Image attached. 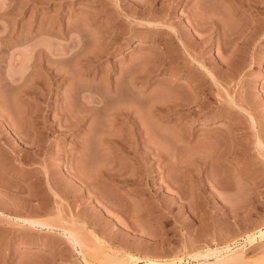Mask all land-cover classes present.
Segmentation results:
<instances>
[{
	"label": "rangeland",
	"instance_id": "1",
	"mask_svg": "<svg viewBox=\"0 0 264 264\" xmlns=\"http://www.w3.org/2000/svg\"><path fill=\"white\" fill-rule=\"evenodd\" d=\"M33 1L0 0V264H264V233L262 232L264 231V156L255 147L253 142L255 138L251 136L253 132L252 128H249L251 125L249 126L248 116V112L254 114L258 133L262 130V135L259 134L262 139L264 137V0L250 2L242 0V4L241 0L237 2L205 0V7H202L205 4L202 3L203 0H198L200 3L197 0ZM134 3L139 5L137 6L139 9L145 7V11L141 9L145 14H149L146 10L148 5L152 6V11L156 13L151 11L152 17L148 14L144 17L141 13L136 14L139 18L141 14V19H144L145 23L141 21L136 24L131 23L123 14L136 12L138 8ZM197 12L199 13L197 15H200L199 20L202 18L205 23L211 22L206 24V28L209 24L212 25L206 31L204 26H200L201 22L199 26L202 30L199 27L194 30L192 26L191 20L197 16L193 14ZM146 21L159 23L160 27L157 26L156 29L160 30L159 32L162 29L165 33L148 31L150 29ZM106 26L109 31H121L126 34L125 36L131 37L108 55L104 54V56L100 53L98 48L101 46H99L95 54L87 50L88 53H92L93 58L88 57L90 55H86V58L84 54L82 57L75 47L77 38L79 40L82 36L80 34L82 29L87 28L84 29L87 36L86 34L83 36L87 40L86 42L84 39L87 47L95 50L93 45L96 40L98 43V39L95 38L101 37L98 33H105ZM169 26L175 29L183 26L185 31L187 29L184 38L189 34L188 48L193 46V49L190 48L192 51H189L200 56L198 58L203 60L209 70L215 71L213 77L194 62L183 66L182 72L178 71L177 74H173V71L158 74L159 72L155 70L152 71L155 73L151 72L147 77L148 73L145 72H150L149 67L156 65L158 53L167 51V54L176 57L178 53L180 56L186 55L185 51H182L183 48H178V45L172 41L173 36L170 34L172 32ZM98 29H101L100 32ZM226 35H229V38ZM203 36L206 42L203 41L205 40ZM157 39L159 41L155 42ZM167 40H170L174 46ZM196 41L198 46L195 45ZM36 43L47 52L46 54L43 51L46 55L41 54L42 52L39 53L40 55L35 54L33 46ZM160 45L165 46L162 48ZM168 49L171 51L169 52ZM84 50L82 52L87 54ZM98 50L101 59L96 55ZM172 51L176 52L171 53ZM75 52L79 53L78 56H73ZM38 56L42 57L40 58L42 65L44 64L42 70L35 62L39 60ZM71 57L70 61H60L61 58ZM96 57L99 58L98 61L100 60L95 62L99 64L98 66H92L94 65L92 61V63L86 62L89 58L95 61ZM133 62L136 63L132 65ZM46 66L49 67L48 70L45 69ZM186 69L191 70L188 73L189 70ZM191 74L196 75L193 77ZM196 76L200 81L195 78ZM20 77H22L21 82L18 80ZM50 78L53 79L50 81ZM189 78H195L190 79L193 81L192 84ZM204 81L207 82L206 85ZM181 86L186 87L187 90ZM115 89L119 90V93ZM227 89L231 96L238 98L236 99L238 104L240 103L245 109L242 110L244 115L239 112L241 109L230 106ZM179 90L181 93H178ZM200 90L203 92L201 93ZM209 91L211 97L207 94ZM115 93L122 96L119 97ZM182 93L187 97H179L183 96ZM204 96L207 101L210 100V103L207 101L202 103L205 104L203 107L208 103V107L203 110L206 111L203 114L205 120L203 115L199 116L200 118L197 115H193L196 118H185L183 115L185 109L190 107L191 110H197V106H202L200 101L205 99ZM101 98H106L104 104L107 103L105 106L109 108L106 113L100 110L99 106L103 104L97 103ZM180 99L184 101L189 99L186 103L182 102L185 103L184 106L188 104L186 108L181 102L176 105V100ZM190 101L193 106L189 104ZM173 105L174 107L182 105L184 112H179L181 108L177 107L178 110L173 109L175 115L171 111ZM230 108L234 111L229 112ZM121 109H129L125 111L129 112L131 122L134 121V127L138 129L135 138L119 132L123 134L121 136L117 131L119 125H116L117 130L109 126L112 115L117 114ZM165 109H170V112ZM159 111L161 114H166H162L166 119H159L162 116ZM228 113L233 115L234 121ZM145 130L148 131L147 135H144ZM113 132L116 136L112 134ZM117 135L120 138L127 136L129 139L127 137L126 139L133 144L131 147L137 145L136 143L142 145L145 140L150 141L152 147L156 148V150L153 148L155 153L158 150L159 154L164 155L161 162L162 156L159 155L157 158L151 155L152 162L150 160V163L145 165L155 164L156 169L151 173L153 178L150 179L151 181L143 178L141 185L139 180L140 186L135 185L137 190L117 187V191L107 189L102 183L103 170L107 168V162L112 156L106 149H109V144ZM224 135H228L226 137L232 141L229 139L230 141L227 142V138L223 139ZM14 136H18L20 140ZM234 136L238 139L236 140ZM210 138L209 142L207 139ZM246 141L250 142L246 143ZM236 142L241 143L237 145ZM226 145L229 149L225 154ZM234 149L237 152L232 151L233 154L230 151ZM216 150L221 155L225 154L223 155L225 158L215 154ZM149 151L146 154H151ZM230 153L233 157L229 156ZM18 154L23 157L18 158ZM121 156L117 155L118 159ZM128 156L131 157L128 161L133 163V151ZM196 156L200 157L196 158V163L204 158L200 162L202 166H199V163L195 165ZM107 158L109 159L106 160ZM120 160L123 158L121 157ZM135 166L137 165H133ZM71 167L74 168L72 169L75 170L74 173H78L76 176L83 175L82 181L85 179L86 181L74 183L77 179L74 177L73 179H76L71 181L73 184L69 188L68 184L67 186L62 182L66 180L65 170ZM104 167L105 169H101ZM127 167L130 172L134 170L131 165ZM46 168L52 177L53 186L50 185L54 190H59L57 196L59 198L53 195L49 184L45 183ZM88 176L92 178L88 179ZM87 181L93 182L97 190L102 185L105 186L104 189L102 186L101 190L106 199L100 198L101 196L97 198L101 199V202L105 200L104 203H107V199L111 201L108 206L102 203L109 208L104 209L107 211L101 212L104 205L97 198L95 202L97 206L101 204L100 207L98 206L99 209L102 208L99 210L95 205L90 206L89 202L95 192L87 194L90 195L89 197L85 194L83 200L78 195L83 193L80 187L82 189L89 184ZM97 184H100L99 188ZM101 190L99 192H102ZM108 190L113 196H109ZM83 204L85 206H82ZM109 204L115 207L110 208ZM69 207L75 208L74 210L82 208V214L78 217L80 224L77 223L76 215L72 213L74 210L70 211ZM61 209L64 210L60 212ZM68 210L72 213V217L70 212H65ZM16 217L45 220L50 224L59 225V228L63 226L68 228L69 225L71 228L73 225L72 229L80 235L83 246L73 245L60 229L29 227L15 221ZM63 223H67L66 226ZM236 243L239 245L233 247L232 244ZM213 251L215 252L212 253ZM226 257H229L227 261L224 260ZM230 257L236 259L232 261Z\"/></svg>",
	"mask_w": 264,
	"mask_h": 264
},
{
	"label": "bare ground",
	"instance_id": "2",
	"mask_svg": "<svg viewBox=\"0 0 264 264\" xmlns=\"http://www.w3.org/2000/svg\"><path fill=\"white\" fill-rule=\"evenodd\" d=\"M34 1H35V0H34ZM34 1H33V2H34ZM197 1H198V0H197ZM220 1H221V0H220ZM231 1H232V0H231ZM234 1L237 2V1H240V0H234ZM248 1L250 2L251 0H248ZM35 2H36V1H35ZM198 2H199V1H198ZM198 2H197V3H198ZM203 2L205 3V0H203L202 3H203ZM222 2H224V0H223ZM222 2H220V3H222ZM136 3H137V2H136ZM136 3H134V4L136 5L135 7L139 6V5L136 4ZM199 3H200V2H199ZM35 4H36V3H35ZM241 4H242V0H241ZM122 5H123V4H122ZM201 5H202V4H201ZM118 6H119V5H118ZM123 6H124V5H123ZM123 6H122V7H123ZM141 6H142V5H141ZM144 6H145V5H144ZM194 6H195V5H194ZM205 6H206V3H205L202 7H205ZM238 6H239V5H238ZM120 7H121V6H120ZM146 7H147V6H146ZM148 7H149V5H148ZM148 7H147L146 10H148L147 12H149V14H148L147 12H146V13L152 17V15L150 14V12L152 11V8H153V7L150 6L151 8L149 7V9H148ZM118 8H119V7H118ZM123 8H124V7H123ZM137 8H138V7H137ZM140 8L143 10L145 7H143V8L140 7ZM164 8H165V7H164ZM164 8H163V9H164ZM198 8H199V7H198ZM198 8H197V9H198ZM120 9H122V8H120ZM134 9H135V8H134ZM141 9L138 8V9L136 10V12H132V11H131V13H130V12H125L123 9H122L121 11L125 12V14H123V16H124L129 22H131V23H135V24H136L137 22L139 23V22L141 21V22L145 23L144 19H143V20L141 19V14L143 15L142 17H144V16L147 15V14H145V12H144L145 9H144L143 12H142ZM163 9H162V10H163ZM194 9H196V7H195ZM125 10H126V9H125ZM162 10H161V11H162ZM164 10H165V9H164ZM202 10H203V9H202ZM139 11H140V12H139ZM119 12H120V11H119ZM152 12H155V11H152ZM152 12H151V13H152ZM139 13H141V14H140V18L137 17V15H136V14H139ZM155 13H156V12H155ZM213 13H214V12H213ZM213 13H212V14H213ZM217 13H218V12H217ZM188 14H189V13H188ZM197 14H199V13L197 12V13H195V14H193V15L196 16ZM148 15H147V16H148ZM154 15H155V14H154ZM154 15H153V16H154ZM202 15H205V14H202ZM215 15H216V14H215ZM147 16H146V17H147ZM206 16H207V15H206ZM210 16H211V15H209V17H210ZM119 17H120V16H119ZM124 17H123V18H124ZM146 17H145V18H146ZM187 17H188V16H187ZM198 17H200V15H197L195 18H192V20H191V21H192V26H194V28H195V29L193 28L194 30L198 29V28H196V27L201 28V27L204 26V27H203V28H205L204 31H206L210 26H212V25L209 24V27L206 28V27H205L206 24L211 23V22H207V23H205L206 21L204 22V21L202 20V18H200V19L203 21V22H202L201 20H199ZM165 18H166V17H165ZM190 18H191V17H189V19H190ZM196 18H197V19H196ZM210 18H211V17H210ZM213 18H215V16H214ZM213 18H212V19H213ZM205 19H206V18H204V20H205ZM212 19H211V20H212ZM218 19H220V18H218ZM167 20H168V19H167ZM193 20H194V21H193ZM208 20H209V19H208ZM191 21H189V22H191ZM215 21H216V18H215ZM218 21H220V20H218ZM179 22H181V21H179ZM200 22L202 23L201 25H200ZM216 22H217V21H216ZM131 23H130V24H131ZM146 23H147V24H146L147 27H149V29H150V30H148V31H151V32H158V33H165V32H162V31H163L162 29H161V32H159L160 30L158 31V30L156 29V27L159 26V25H158L159 23H158V24H155V22L153 23V22H151V21H150V22H149V21H146ZM166 23H167V22L165 21V24H166ZM174 23H175V22H174ZM176 23H177V22H176ZM176 23H175V24H176ZM181 23H182V22H181ZM168 24H169V23H168ZM188 24H189V23H188ZM212 24L214 25L213 22H212ZM215 24H216V23H215ZM106 25H107V24H106ZM160 25H161V24H160ZM169 25H170V24H169ZM199 25H200L201 27H200ZM216 25H217V24H216ZM218 25H219V24H218ZM243 25H244V24H243ZM104 26H105V24H104ZM129 26H131V25H129ZM163 26H166V25H163ZM167 26H168V25H167ZM167 26H166V27H167ZM170 26H172V25H170ZM170 26H169V28H171L170 31L172 32V33H170V34H172V36H173V37L170 36V37H172V41H173L175 44L178 45V48H179V47H182V48H183L182 51L184 50L185 53H186V55L183 56V55L181 54L182 56H180L179 53H178V49H177V48H176V49H177V53H178L177 55L179 56V58H178V56H177V57H176V56H173V54L170 55V54L168 53V54H169V55H168V54L166 53L167 51H166V52H163V51H162L163 53H158V55L156 56V57H157V61H156L157 63H156V65L153 64L154 67H152V65H151V67H149V68H151V69H150L151 71H150V72H145V73H148V75L146 74L147 77L151 74L152 71H155V70L159 72V73L157 72L158 74H160V73H163V74H164V72L166 73L167 71H170V72L173 71V74H174V73L177 74L178 71H181V68H182L183 66L185 67L187 64L190 65L189 63L192 64L193 62L196 63L197 65H199L201 68L207 70L208 73L213 77L215 71L212 72L211 70H209V69L206 67V65L204 64L203 60H202V59L200 60V59L198 58V57H200V56H196L195 54H193V53H191V52L189 51V50L193 49V48H192L193 46L190 47L191 49L188 48V46H190V45L188 44V41H187V40L189 39V37H190V36H188L189 34H188V35L186 34V35H185V38H184V34L186 33L187 29H186V31H185V30L183 29V28H184L183 26L181 27L182 29H181L180 27H179L178 29H175V28L170 27ZM176 26H177V25H176ZM246 26H247V25H246ZM246 26H245V27H246ZM107 27H108V26H106L105 29H106ZM132 27H133V26H132ZM159 27H160V26H159ZM214 27H215V26H214ZM242 27H243V26H242ZM97 28H98V27H97ZM97 28H96V29H97ZM99 28H100V27H99ZM185 28H186V26H185ZM215 28H216V27H215ZM217 28H218V27H217ZM84 29L87 30V28H83V29H82V32L80 33L82 36L79 37V40H78V38H77V41H76V45H75V47L78 48V52L80 53V55L82 56V54H84L83 56H85V57H86V55H90V56H88V57H92V56H91L92 53H88L89 51H87V50H90L91 52L94 53V52L97 50L96 48L99 47V46H101L100 48H98V49H100V53H102L103 55H104V54H105V55H106V54L108 55L109 53L113 52L114 49L118 48L119 45L123 44V43L126 41V39H130V37H131V36H125L126 34L124 35L121 31H118V32H117V31H116V32L109 31V30H108L109 28L106 29V31H105L104 28H103L104 30L102 29L103 31H105V33H104V32H100L101 29H98L99 32H100V33H98V34L101 35V37H100V38H97V37L95 38V39H98V43H97V40H96V41H95V44H97V46L95 47V44H94V45H93V48H94L95 50H93V49H89V48L87 47V44H86L87 40L83 37L85 34H86L85 36H87V32H85L86 30L84 31ZM111 29H112V28H111ZM128 29H129V28H128ZM145 29H146V28H145ZM163 29H164V28H163ZM212 29H213V27H212ZM212 29H211V30H212ZM218 29H219V28H218ZM241 29H242V28H241ZM42 30H43V29H42ZM130 30H133V29L130 28ZM165 30H166V29H165ZM194 30H193V31H194ZM201 30H202V28H201ZM211 30H208V31H211ZM216 30H217V29H216ZM244 30H245V29H244ZM247 30H248V28H247ZM166 31H167V30H166ZM168 31H169V30H168ZM188 31H189V30H188ZM219 31H220V30H219ZM225 31H226V30H225ZM245 31H246V30H245ZM96 32H97V31H96ZM123 32H124V31H123ZM189 32H190V31H189ZM241 32H242V31H241ZM83 33H84V34H83ZM103 33H104V34H103ZM124 33H125V32H124ZM190 33H191V32H190ZM206 33H207V32H206ZM210 33H212V32H210ZM210 33H209V34H210ZM226 33H227V32H226ZM242 33H245V32H242ZM242 33H241V34H242ZM80 34H79V35H80ZM102 34H103V35H102ZM192 34H193V33H192ZM209 34H208V36H209ZM217 34H218V33H217ZM220 34H221V33H220ZM224 34H225V33H224ZM128 35H129V34H128ZM190 35H191V34H190ZM206 35H207V34H206ZM206 35H205V36H206ZM211 35H212V34H211ZM191 36H193V35H191ZM205 36H203V37L205 38ZM226 36H228L227 38H229V35H226ZM98 37H99V36H98ZM186 37H188V38H186ZM210 37H211V36H210ZM234 37H235V36H234ZM156 38H157V37H156ZM207 38H208V37H207ZM211 38H212V37H211ZM232 38H233V37H232ZM235 38L237 39L238 37H235ZM84 39L86 40V42H85ZM162 39H163V38H162ZM233 39H234V38H233ZM1 40H2V39H1ZM164 40H165V39H164ZM195 40H196V39H195ZM228 40H229V39H228ZM230 40H231V39H230ZM234 40H235V39H234ZM99 41H100V42H99ZM158 41H159V40L157 39L155 42H158ZM160 41H162V40L160 39ZM167 41H170V40H167ZM203 41L206 42V38H205V40H203ZM225 41H227V40H225ZM170 42H171V41H170ZM189 42H190V41H189ZM198 42H199V39H198ZM210 42H211V41H210ZM236 42H237V41H235V43H236ZM100 43H101V45H100ZM202 43H203V42H202ZM171 44L174 46V44H173L172 42H171ZM196 44H197V41H196L195 45H196ZM205 44H207V43H205ZM224 44H225V43H224ZM226 44H227V43H226ZM232 44H234V43L232 42ZM168 45H169V44H167V46H168ZM199 45H201L200 42H199ZM160 46H161V45H160ZM163 46H165V45H163ZM163 46H161V47L163 48ZM196 46H198V45H196ZM206 46H207V45H206ZM158 47H159V46H158ZM84 48H85V50H84ZM87 48H88V49H87ZM91 48H92V47H91ZM155 48H156V47H155ZM166 48H168V47H166ZM166 48H164V49L166 50ZM172 48H174V47H172ZM201 48H202V46H201ZM164 49H163V50H164ZM174 49H175V48H174ZM202 49H204V48H202ZM202 49H200V50H202ZM83 50H84V52L87 51V54H86V53H83V52H82ZM168 50H169V52L171 51V49H168ZM232 50H233V49H232ZM0 51H1V50H0ZM33 51L35 52V54H36V53L39 54V53H41V52H42L41 54H43V53H44L43 51H45V50H44V49H41V48H40V45H39L38 43H36V44L33 46ZM153 51H154V50H153ZM156 51H157V49H156ZM180 51H181V50H180ZM191 51H192V50H191ZM203 51H204V50H203ZM233 51H235V50H233ZM78 52H75V54H73V56H75V55L78 56V54H79ZM81 52H82V53H81ZM175 52H176V51H174V52L172 51L171 53H175ZM196 52H197V51H196ZM45 53L47 54L46 51H45ZM45 53H44V54H45ZM77 53H78V54H77ZM96 53H97V51H96ZM152 53H153V52H152ZM185 53H183V54H185ZM197 53H198V52H197ZM199 53L202 54L201 52H199ZM199 53H198V54H199ZM233 53H234V52H233ZM46 54H45V55H46ZM94 54H95V53H94ZM98 54H99V50H98ZM98 54H96L97 57L100 56V59H101L102 56H101L100 54H99V55H98ZM231 54H232V52H231ZM39 55H40V54H39ZM96 55H95V56H96ZM105 55H104V56H105ZM142 55H144V54H142ZM155 55H156V54H154V56H155ZM36 56H37V55H36ZM42 56H43V55H42ZM73 56H72V57H73ZM83 56H82V57H83ZM104 56H103V57H104ZM139 56H141V55H139ZM139 56H138V57H139ZM231 56H232V55H231ZM38 57H39V56H38ZM72 57H71V58H66V59H65V58H61L60 61H61V62H67V61H70V60L72 59ZM97 57H96V60H95V61L92 59V58H93V57H92V58H89L90 60H89V59L86 60V62H87V61H90V62L92 61L93 64H94V65L91 64L92 66H95V65L98 66L99 64H96V63H97L96 61H98L99 58H97ZM203 57H204V55H203ZM40 58H42V57H39V60L35 59V60H37V61H35V60H34V61L36 62V64H39V66H40L39 68H40V69H41V68L43 69L44 64L42 65V63H41L42 61L40 60ZM86 58H87V57H86ZM86 58H85V59H86ZM140 58H141V57H140ZM228 58H229V57H228ZM231 58H232V57H231ZM85 59H84V60H85ZM136 59H138V58H136ZM153 59H156V58H153ZM34 61H32V63H33ZM58 61H59V60H58ZM99 61H100V60H99ZM99 61H98V62H99ZM132 61H133V60H132ZM132 61H131V62H132ZM35 62H34L33 64H35ZM86 62H85L84 64H86ZM92 62H91V63H92ZM95 62H96V63H95ZM154 62H155V60H154ZM154 62H153V63H154ZM225 62H226V61H225ZM227 62H229V61H227ZM134 63H136V62H133L132 65H134ZM33 64H32V65H33ZM221 64H222V63H221ZM87 65H88V64H87ZM130 65H131V64H130ZM88 66H90V65H88ZM149 66H150V65H149ZM191 66H192V65H191ZM46 67H47V66H46ZM215 67H217V66H215ZM44 68H45V67H44ZM48 68H49V67H47V68H45V69L48 70ZM152 68H153V69H152ZM190 68H191V67H190ZM192 68H193V67H192ZM194 68H195V67H194ZM198 68H199V67H198ZM213 68H214V67H213ZM42 69H41V70H42ZM183 69H184V68H183ZM195 69H196V68H195ZM146 70H149V69L146 68ZM186 70H187V69H186ZM188 70H189V71H188ZM188 70H187V71H188V73H189L191 69H188ZM215 70H216V68H215ZM217 70H218V68H217ZM198 71H199V70H198ZM181 72H182V71H181ZM192 72H193V71H192ZM152 73H155V72H152ZM168 73H169V72H168ZM188 73H187V74L185 73V74L187 75V77H190V76L188 75ZM195 73H196V72H195ZM199 73H200V72H199ZM202 73H203V72H202ZM196 74H197V73H196ZM196 74H195V75H196ZM205 74H206V73H205ZM54 75H55V74H54ZM54 75H53V76H54ZM191 75H192V74H191ZM195 75H194V76H195ZM199 75L201 76V74H199ZM215 75H216V74H215ZM22 76H23V75H22ZM53 76H51V77H53ZM55 76H56V75H55ZM142 76H143V75H142ZM192 76H193V75H192ZM194 76H193V77H194ZM193 77H192V78H193ZM21 78H22V77H20V78L18 79L20 82L22 81V80H20ZM23 78H24V76H23ZM195 78H198V76H196ZM195 78H194V79H195ZM204 78H205V77H204ZM204 78H202V79H204ZM206 78H207V77H206ZM25 79H26V78H24V80H25ZM52 79H53V78H50V81H51ZM139 79H140V78H139ZM190 79H191V78H189V81L194 80V79H191V80H190ZM202 79H201V80H202ZM218 79H219V78H218ZM24 80H23V84H24V82H25ZM142 80H143V78H142ZM146 80H147V79H146ZM162 80H163V79H162ZM198 80L200 81L199 78H198ZM140 81H141V80H140ZM143 81H144V80H143ZM174 81H175V80H174ZM189 81H188V82H189ZM207 81H208V80H207ZM219 81H220V80H219ZM192 82H193V81H191V84H192ZM201 82H203V81H201ZM220 82H221V81H220ZM131 83H133L132 80H131ZM170 83H171V82H170ZM178 83H179V82H178ZM180 83H181V82H180ZM186 83H187V82H186ZM198 83H199V82H198ZM198 83H197V84H198ZM204 83H205V81H204ZM206 83H207V82H206ZM206 83H205V85H206ZM171 84H172V83H171ZM20 85H22V84H20ZM117 85H118V84H117ZM200 85H202V84H200ZM203 85H204V84H203ZM220 85H221V83H220ZM24 86H26V85H24ZM174 86H175V85H174ZM174 86H173V87H174ZM178 86H179V85H178ZM185 86H186V85H185ZM189 86H190V85H189ZM197 86H198V85H197ZM211 86H212V85H211ZM116 87H117V86H116ZM176 87H177V86H176ZM181 87H182V86H181ZM187 87H188V86H187ZM201 87H202V86H201ZM179 88H180V87H179ZM182 88H184V87H182ZM189 88H191V87H189ZM195 88H197V87H195ZM211 88H212V87H211ZM174 89H175V88H174ZM180 89H181V88H180ZM184 89H186V87H185ZM191 89H192V88H191ZM199 89H200V88H199ZM116 90H117V89H115V91H116ZM186 90H187V89H186ZM115 91H114V92H115ZM118 91H119V90H118ZM118 91H116V92H118ZM174 91H176V90H174ZM179 91H180V92H178V93H181V90H179ZM190 91H191V90H190ZM200 91H201V90H200ZM229 91H230V90H229ZM182 92H183V90H182ZM185 92H186V91H185ZM185 92H184V93H185ZM202 92H203V91H201V93H202ZM206 92H207V91H206ZM227 92H228V89H227ZM118 93H119V92H118ZM118 93H115V94L118 95ZM186 93H187V92H186ZM201 93H200V94H201ZM210 93H211V92L209 91V93H207V94H209V96H210ZM228 93H229V92H228ZM175 94H176V93H175ZM188 94H189V93H188ZM232 94H233V92H232ZM179 95H180V94H179ZM182 95H183V96H179V97H185L183 93H182ZM185 95H186V94H185ZM194 95H195V94H194ZM204 95H205V94H204ZM229 95H230V93H229ZM115 96H116V95H115ZM118 96H119V95H118ZM120 96H122V94H121ZM120 96H119V97H120ZM174 96H175V95H174ZM206 96H207V95H206ZM102 97H103V96H102ZM116 97H117V96H116ZM175 97H176V96H175ZM186 97H187V96H186ZM186 97H185V98H186ZM198 97H199V96H198ZM201 97H202V96H201ZM210 97H211V96H210ZM235 97H236V96H235ZM124 98H126V97H124ZM177 98H178V97H177ZM196 98H197V97H196ZM196 98H195V101L197 100ZM204 98H205V96H204ZM204 98H203V99H204ZM229 98H230V100H228V101H229L230 106H232V108H233V107H237V108L241 109V111H239L240 113L242 112V110H243V111L245 110L243 107L240 106V103L238 104V101L236 100V99H238V98H234V97L231 96V95H230ZM178 99H179V98H178ZM181 99H182V98H181ZM181 99H180L179 101L176 100V105H177L178 102H181V103H182V102L184 101V100H181ZM198 99H199V98H198ZM207 99H209V98H207ZM105 100H106V98H105V99H104V98H101V100L99 99L97 103H100V104L102 103V104H103V105L101 104L102 106H99V107H100V110H102V111L104 110L103 112L106 113V110L109 109V108H106L105 105H106L107 103L104 104V103L106 102ZM119 100H120V99H119ZM201 100H202V98H201ZM122 101H123V100H122ZM122 101H121V102H122ZM173 101H174V100H172V102H173ZM186 101L188 102L189 99H186ZM186 101H184V102L186 103ZM199 101H200V100H199ZM203 101H204V102H203ZM205 101H207L206 98H205L204 100H202V102L200 101V103H201V104H202V103H205ZM209 101H210V100H208L207 102L210 103ZM121 102H120V104H122ZM174 102H175V101H174ZM196 102L198 103V101H196ZM196 102H195V103H196ZM207 102H206V103H207ZM220 102H221V101H220ZM185 103H182L183 106L185 105ZM190 103H191V101L189 102V104H190ZM195 103H194V104H195ZM208 103H207V106H204V107H203V105H205V104H202V106L199 105V107L196 105L197 108H198L199 110H198V109H197V110H191L190 107H187V109H185L186 112H185V114L183 113V115L185 116V118H186V117H193V115H197V116L199 117V116L203 115V114L206 112V111L203 112V110L206 109L205 107H208ZM221 103H222V102H221ZM173 104L175 105V103H173ZM198 104H199V103H198ZM122 105H123V104H122ZM174 105H173V107H174ZM178 105H179V104H178ZM187 105H188V104H187ZM187 105H186V106H187ZM191 105H192V103H191ZM191 105H190V106H191ZM169 106H172V105H169ZM169 106H168V107H169ZM183 106H182V105H181L180 107L177 106V107L181 108V109L179 110V112H182V111H183V109H184ZM186 106H184V107L186 108ZM192 106H193V105H192ZM122 107H123V106H122ZM126 107L128 108V106H126ZM168 107H167V108H168ZM177 107L175 106L174 108H172V107H169V108H172L171 111H173V113H174V110H175V111L178 110ZM219 107H220V109L222 108L221 106H219ZM93 108H94V107H93ZM97 108H98V107H97ZM123 108H125V105H124ZM119 109H120V108H119ZM163 109H164V108H163ZM173 109H174V110H173ZM195 109H196V108H195ZM225 109H226V107H225ZM230 109H231V108H230ZM230 109H229V112H231V111L233 110V109H231V110H230ZM125 110H126V109H125ZM125 110H124V109H123V110L121 109V111L118 110V111H117V114H118V112H119V113L121 112L120 114L117 115V114L115 113V115H112L113 117L109 120V121H110L109 126L112 127V128H116V127H117L116 125H119V126H120L119 129L117 130V128H116V130L118 131V133H119V132H123L124 135L126 134V135H128L129 137L132 136L133 138H135V137L137 136V135H136V134H137L136 132H138V129H136L137 127H134V121L132 120L133 123L131 122V119H130L131 117H129V112H128V113L126 112V111H128L129 109H127L126 111H125ZM167 110H169V111H167ZM221 110H222V109H221ZM223 110H224V109H223ZM107 111H108V110H107ZM160 111H161V112H164V111H162V110H160ZM160 111H159V112H160ZM165 111H167V112L169 113V112H170V109H165ZM233 111H234V110H233ZM235 111H237L236 108H235ZM161 112H160L159 114H161ZM167 112H166V113H167ZM183 112H184V111H183ZM202 112H203V113H202ZM226 112H227V111H226ZM245 112H246V111H245ZM177 113H178V112H177ZM224 113H225V111H224ZM232 113L235 114V112H232ZM242 113H243V112H242ZM111 114H113V113H111ZM162 114H164V113H162ZM162 114H161V115H162ZM174 114H175V113H174ZM179 114H180V113H179ZM181 114H182V113H181ZM206 114H207V113H206ZM216 114H217V113H216ZM222 114H223V113H222ZM228 114H229V113H228ZM164 115H166V114H164ZM164 115H162L159 119L164 118V117H165ZM175 115H176V114H175ZM229 115H231V114H229ZM243 115H244V113H243ZM167 116H168V115H167ZM180 116H181V115H180ZM184 116H182V117H184ZM204 116H205V115H203V117H204ZM209 116H210V115H209ZM231 116L233 117V115H231ZM235 116H237V115L235 114ZM245 116H246V115H245ZM248 116H249V118H250V123L248 122L249 120H248L247 122L249 123V126L251 125V127H249V128H250V129L252 128L251 130H252V132H253L251 136L255 138V139H253V142L255 143V147H257V150L259 151V153H260L262 156H264V143H262V140L264 139V137H263L264 135L262 136L263 138L260 139L261 137H259V136L262 135V134H261V131H262V130L260 131V133H258L259 130L257 131L258 126H257V122H256L255 119H254V118H255L254 114H253L252 112H251V113L248 112ZM253 116H254V117H253ZM194 117H195V116H194ZM194 117H193V118H194ZM109 118H110V116H109ZM176 118H177V117H176ZM179 118H180V117H179ZM195 118H196V117H195ZM199 118H200V117H199ZM235 118H236V117H235ZM241 118H242V117H240V119H241ZM164 119H166V118H164ZM180 119H181V118H180ZM229 119H230V118H229ZM229 119H228V120H229ZM232 119H233L232 121H234V117H233ZM238 119H239V118H238ZM199 120H200V119H199ZM204 120H205V117H204ZM241 120H242V119H241ZM241 120H240V122H241ZM67 121H68V120H67ZM70 121H72V120H70ZM70 121H69V123H70ZM109 121H108V122H109ZM163 121H164V120H163ZM165 121H167V120H165ZM169 121H170V120H169ZM179 121H180V120H179ZM183 121H184V120H183ZM72 122H74V121H72ZM108 122H107V123H108ZM236 122H237V121H236ZM77 123H78V122H77ZM175 123H176V122H175ZM177 123H178V122H177ZM184 123H185V122H184ZM234 123H235V122H234ZM234 123H232L233 126L236 124V123H235V124H234ZM243 123H244V122H243ZM71 124H72V123H71ZM178 124H179V123H178ZM237 124H240V123H237ZM244 124H246V123H244ZM244 124H243V125H244ZM9 125H10V124H9ZM9 125H8V126H9ZM65 125H66V127H67V124H66V123H65ZM69 125H70V124H69ZM72 125H74V124H72ZM75 125H77V124H75ZM107 125H108V124H107ZM230 125H231V124H230ZM243 125H242V126H243ZM109 126H108V127H109ZM177 126H178V125H177ZM245 126H246V125H245ZM69 127H70V126H69ZM73 127H74V126H73ZM75 127H76V126H75ZM234 127H236V126H234ZM8 128H9V127H8ZM231 128H232V127H231ZM231 128H230V129H231ZM242 128H243V127H242ZM244 128H245V127H244ZM64 129H65V128H64ZM66 129H67V128H66ZM108 129H109V128H108ZM232 129H233V128H232ZM259 129H260V128H259ZM67 130H68V129H67ZM67 130H65V131H67ZM69 130H71V129L69 128ZM110 130H114V129H110ZM244 130H245V129H244ZM244 130H243V131H244ZM104 131H105V130H104ZM114 131H115V130H114ZM127 131H128V133H126ZM227 131H230V130H227ZM234 131H235V130H234ZM107 132H108V130H107ZM107 132H105V133H107ZM109 132H110V131H109ZM145 132H146V130H145ZM145 132H144V135H145V134L147 135V134H148V133H147L148 131H147L146 133H145ZM217 132H219V131H217ZM222 132H223V131H222ZM231 132H232V131H231ZM231 132H229V133L231 134ZM236 132H237V131H236ZM239 132H241V131H239ZM13 133H14V132H13ZM89 133H90V132H89ZM110 133H111V132H110ZM149 133H151V131H150ZM210 133H211V132H210ZM210 133H209V134H210ZM247 133H248V130H247ZM112 134H114V136H116L114 132H113ZM116 134H117V133H116ZM119 134H121V136H123L122 133H119ZM206 134H207V133H206ZM212 134H213V133H212ZM212 134H211V135H212ZM214 134H215V133H214ZM225 134H226V133H225ZM227 134H228V133H227ZM230 134H229V135H230ZM238 134H239V133H238ZM244 134H246V133H244ZM259 134H260V135H259ZM12 135H13V134H12ZM14 135H15V134H14ZM89 135H90V134H89ZM110 135H111V134H110ZM135 135H136V136H135ZM149 135H150V134H149ZM219 135H220V134H219ZM219 135H218V136H219ZM221 135H222V133H221ZM234 135H237V134H234ZM248 135H250V134H248ZM248 135H247V136H248ZM112 136H113V135H112ZM213 136H214V135H213ZM213 136H210V137H213ZM216 136H217V134H216ZM226 136L228 137V135H224V136H223V139H226V138H227ZM240 136H242V135H240ZM245 136H246V135H245ZM251 136H250V138H251ZM14 137H15V136H14ZM117 137H118V138H117ZM117 137H116V139L114 138V140L111 142V144H109L110 146L107 145V146L109 147L110 150H109V149H106V150H108V151H109L108 154H110V156L112 155L113 157L111 156V159L107 162L108 165H107V168H106V169H105L106 165H105L104 168H101V169H105V170H103L104 172H103V174H102V176H103V177H102V178H103L102 183H103V185L106 186L107 189L109 188V189H112V190H117V187H119V188H121V187H126V188L130 187L129 190L131 189V191H132V189H136V188H135V185H136V184L139 185V183L141 182V183H140V185H141V184L143 183V182L141 181L143 178H145V179L148 180V181H151L152 178H153L152 175H151V173H153V170L156 169V168L154 167L155 164H152V163H151L152 166L146 164V165L149 166V167H148V166L146 167L145 163H148L150 160H151L150 162H152V159H153L152 156H153V155H154L153 157H156V156H157V158L159 157V155H160V157L162 156V159L160 160V162H161V161L163 160V156H164V155H163V153H161L162 155L159 154V153H158V150L156 151V153L158 154V155H157V154L155 153L156 148H155V147H152L153 144H151L149 140H148L149 142H146L147 140L143 141V142H142V145H141V144L138 145V143H136L137 145H134L133 147H131L133 144H131V143L128 141L129 138H128L127 136H126V137H127L128 139H126L125 136H124L123 138H122V137L120 138V136L117 135ZM132 137H131V138H132ZM204 137L206 138L205 135H204ZM204 137H203V138H204ZM235 137H236V136H234V138H235ZM15 138H17V139L20 140V138H18V136L15 137ZM110 138H111V137H109V139H110ZM207 138H208V137H207ZM218 138H219V137H218ZM220 138H221V137H220ZM220 138H219V139H220ZM246 138H247V137H246ZM246 138H244V140H245ZM103 139H104V138H103ZM106 139H108V138H106ZM109 139H108V140H109ZM125 139H126V140H125ZM212 139H213V138H212ZM219 139H218V140H219ZM229 139H230V138H229ZM229 139H228V138L226 139V140H228L227 142H229V141L231 140V139H230V140H229ZM235 139L237 140L238 138L236 137ZM251 139H252V138H251ZM19 140H18V141H19ZM111 140H112V139H111ZM207 140H209V142H210V141H211V138H210V139H207ZM226 140H225V141H226ZM247 140H248V139H247ZM254 140H255V141H254ZM18 141H17V142H18ZM22 141H23V139H22ZM109 141H110V140H109ZM215 141H217V139H216ZM225 141H224V143L227 144V142H225ZM231 141H232V140H231ZM241 141H242V140H241ZM251 141H252V140H251ZM127 142H128L130 145H129ZM206 142H207V141H206ZM218 142H219V141H218ZM237 142H239V140H238ZM237 142H236V143H237ZM247 142L249 143L250 141H246V143H247ZM107 143H108V142H107ZM232 143H233V142H232ZM240 143H241V142H240ZM240 143H237V145L240 144ZM246 143H245V144H246ZM26 144H28V143H26ZM26 144H25V145H26ZM150 144H151V145H150ZM221 144H222V143H221ZM221 144H220V145H221ZM225 144H224V146H225ZM229 145H230V144H229ZM243 145H244V144H243ZM26 146H27V145H26ZM28 146H29V145H28ZM217 146H218V145H217ZM230 146H231V145H230ZM244 146H246V145H244ZM105 147H106V146H105ZM108 147H107V148H108ZM218 147H219V146H218ZM222 147H223V146H222ZM226 147H227V145H226ZM226 147H225V148H226ZM237 147H238V146H237ZM241 147H242V145H241ZM153 148H154L155 150H154ZM220 148H221V147H220ZM225 148H224V150H225V154H226V153H228L229 146L226 148L227 151H226ZM231 148H232V146H231ZM231 148H230V149H231ZM238 148L240 149V147H238ZM26 149H28V148H26ZM145 149L148 150V151L150 150L149 152H150L151 154H146L148 151H146ZM217 149H218V148H217ZM106 150H105V151H106ZM236 150H237V148H236ZM236 150L234 149V150H231L230 152L235 151L234 153H236V152H237ZM240 150H241V149H240ZM132 151H133V157H132L133 163H130V161H128V158H131V157H129L128 154H129V153H132ZM216 151H217V150H216ZM222 151H223V149H222ZM222 151L220 150V152H222ZM238 151H239V150H238ZM217 152H218V153H217ZM217 152H216L215 154H219V151H217ZM240 152H242V150H241ZM232 153H233V152H232ZM232 153L229 154L230 157H233V156H231ZM234 153H233V154H234ZM145 154H146V155H145ZM225 154H222V155L219 154V155H221V157H222V156L225 155ZM239 154H240V153H239ZM117 155H122L121 157L123 158V160H120L121 157H119V159H118ZM151 155H152V156H151ZM203 155H204V154H203ZM205 155H206V154H205ZM227 155H228V154H227ZM236 155H237V154H236ZM21 156H22V155H21ZM21 156H20V154H18V158L21 157ZM24 156H25V155H24ZM106 156H107V155H106ZM131 156H132V154H131ZM207 156H208V155H207ZM216 156H217V155H216ZM22 157H23V156H22ZM70 157H71V156H70ZM108 157H109V156H108ZM115 157H117V158H115ZM223 157H224V156H223ZM227 157H228V156H227ZM227 157H226V158H227ZM234 157H235V155H234ZM196 158H200V157H197V156H196L194 162L197 160ZM224 158H225V157H224ZM235 158H238V156L235 157ZM21 159H22V158H21ZM69 159L71 160V158H69ZM69 159H68V160H69ZM108 159H109V158H107L106 160H108ZM218 159H219V158H218ZM220 159H222V158H220ZM228 159H229V158H228ZM232 159H233V158H232ZM126 160H127V161H126ZM200 160L203 161L204 158H203V159H200ZM206 160H207V159H206ZM20 161H21V160H20ZM64 161H66V160H64ZM202 161H200V162H202ZM232 161H233V160H232ZM236 161H237V160H236ZM238 161H239V160H238ZM104 162H105V161H104ZM150 162H149V163H150ZM200 162H197V163L195 162V165L199 163V164H200L199 166H202ZM206 162H207V161H206ZM77 163H78V162H77ZM77 163H76V164H77ZM92 163H93V162H92ZM65 164H66V163H65ZM67 164H68V163H67ZM67 164H66V165H67ZM69 164H70V163H69ZM69 164H68V165H69ZM104 164H106V162H105ZM104 164H103V165H104ZM128 164L131 165L132 170H133V169L135 170V171L133 170L134 172H133V171L130 172L129 167H127V166H130V165H128ZM133 165H137V166L133 167ZM159 165H160V164H159ZM159 165H158V166H159ZM43 167H44V166H43ZM45 167H46V166H45ZM72 167H73V166H72ZM72 167H71V169L67 168V169L65 170V171H66V173H65V174H66V177H64V179H66L65 181H66L67 183H66L65 181L62 182V183H65L66 185L68 184V185H69V188H70V185L73 184L71 181H74V180L76 179V178L73 179L74 177H77V179H78V180L76 179L74 183H76L77 181H81V182H85V181H86V179H85L84 181H82V179H83V178H82L83 175H82V177H81V175L76 176V173H77V172L74 173L75 170L72 171V169H74V168H72ZM131 167H130V169H131ZM153 167H154V168H153ZM199 168H200V167H199ZM49 169H50V168H49ZM41 171H43V170H41ZM41 171H38V172L42 173ZM57 171H58V170H57ZM77 171H78V170H77ZM80 171H81V170H80ZM49 172H50V171H49ZM52 172H53V171H52ZM85 172H87V171H85ZM85 172H84V174H85ZM99 172H102V171H99ZM80 173H81V172H80ZM37 174H38V173H37ZM42 174H43V173H42ZM44 174H45V178H46V180H47L45 183L49 184V188L51 189L53 195H54L55 197L59 196V194H58V193H59V192H58L59 190H58V191H57V189L54 190V188L52 187V186H53V185H52L53 182H51V178H52V177H50V175H49L50 173L48 174V168L44 169ZM65 174H64V175H65ZM77 174H78V173H77ZM64 175H63V176H64ZM99 175H100V173H99ZM46 176H47V177H46ZM61 176H62V175H61ZM90 177H91V176H90ZM90 177L88 176V179H89ZM91 178H92V177H91ZM93 178H94V177H93ZM102 178H101V179H102ZM61 179H62V178H61ZM79 179H81V180H79ZM150 179H151V180H150ZM96 180H97V179H96ZM99 180H100V179H99ZM139 180H140V182H139ZM44 181H45V180H44ZM54 181H55V180H54ZM61 181H62V180H61ZM61 181H60V183H61ZM89 181H92V180H89ZM89 181H87V183H89ZM98 182H99V181H98ZM98 182H97V183H98ZM100 182H101V181H100ZM43 183H44V182H43ZM54 183H55V182H54ZM62 183H61V184H62ZM50 184H51L52 186H51ZM80 184H83V186H84L85 183H80ZM80 184H79V185H80ZM91 184L94 185L93 182H92V183L90 182L89 184H87V186H84L85 188L83 187V188L81 189V187H80V190H83V191H82L83 193H81L82 195H81V194H78V193H77V194L80 195V197H81L82 200H83V197H84L85 194H86V195H87V194H94V192H95V194H94L92 200H91V198H89V199L91 200V201L89 202V204H90V206H94V205L97 206V203L95 202V201H96L95 199L97 198V196H101L100 198H102V199L104 198V196H103V195H104V194H103L104 192H103V190H101V188H102L103 185L101 184L102 186H101V187L99 186V187H100V188H99L98 185H100V184H97V187L102 191V192H99L100 190H99V189L97 190L96 187H95V185L92 186ZM95 184H96V183H95ZM68 185H67V186H68ZM74 185H76V184H74ZM85 185H86V184H85ZM140 185H139V186H140ZM61 186H62V185H61ZM80 186H81V185H80ZM91 186H92V187H91ZM105 186H103L102 189H104ZM54 187H55V186H54ZM56 187H57V185H56ZM73 187H74V186H73ZM73 187H72V188H73ZM86 187H87V188H86ZM61 188H62V187H61ZM63 188H64V191H65V187H63ZM92 188H94V189H93L94 191L91 190ZM59 189H60V187H59ZM66 189H67V187H66ZM61 190H62V189H61ZM72 190H73V189H72ZM90 190H91L93 193H92ZM136 190H137V189H136ZM136 190H134V191H136ZM64 191H63V192H64ZM70 191H71V189H70ZM70 191L67 190V192H70ZM76 191H77V190H76ZM89 191H90V193H89ZM104 191H105V190H104ZM117 191H118V190H117ZM74 192H75V191H74ZM96 192H97V194L101 193L102 195H101V194L97 195ZM98 192H99V193H98ZM108 192H109V196H113V195H110V192H111V191L108 190ZM112 192H113V191H112ZM114 192H115V191H114ZM114 192H113V193H114ZM65 193H66V191H65ZM72 193H73V192H72ZM106 193H107V192H106ZM60 194H61V193H60ZM66 194H67V193H66ZM74 194H76V193H74ZM64 195H65V194H64ZM70 195H71V194H70ZM78 195H77V197H78ZM86 195H85V197H86ZM107 195H108V194H106V196H107ZM118 195H119V194H118ZM51 196H52V195H51ZM73 196H75V195H73ZM87 196H88V195H87ZM89 196H90V195H89ZM89 196H88V197H89ZM55 197H54V198H55ZM61 197H62V196H61ZM65 197H67V196H65ZM71 197H72V196H71ZM80 197H79V199H80ZM57 198H59V197H57ZM108 198H109V197H108ZM97 199H98V201L101 200V199H99V198H97ZM104 199H106V197H105ZM111 199H112V198H111ZM72 200H73V199H72ZM82 200H81V201H82ZM54 201H55V200H54ZM88 201H89V200H88ZM56 202H57V201H56ZM100 202H101V201H100ZM104 202H105V200H104ZM104 202H101V204L104 203ZM106 202H107V203H104V204L107 205V206H108V203H111V201L109 202L108 199L106 200ZM82 203H83V202H82ZM60 204H61V203H60ZM89 204H88V205H89ZM99 204H100V203H99ZM101 204L98 205V206L100 207ZM104 204H102V205H104ZM112 204H113V203H112ZM105 205L103 206V209H101L102 207L100 208V209H101V212H102V211H103V212H104V211H107V210H104V209H109L108 207L106 208ZM109 205H110V204H109ZM58 206H59V205H58ZM82 206H85V205L83 204ZM98 206H97V207H98ZM111 206H114V205H110L109 207L111 208ZM72 207H73V205H72ZM72 207H71V208L69 207V208H70V209H69L70 211H71V209H72V210L75 209V208H72ZM75 207H76V205H75ZM99 207H98V209H99ZM114 207H115V206H114ZM92 208H93V207H92ZM100 209H99V210H100ZM62 210H64V209H61L60 212H62ZM65 210H66V207H65ZM69 210H68V211H65V212H70ZM81 210H82V208L79 207L78 209L72 211V213H74V215H76V217H75L76 219H78V217H80V215L82 214V213H81V212H82ZM58 212H59V210H58ZM103 212H102V213H103ZM70 213H71V212H70ZM70 213H69V214H70ZM72 213L70 214L71 217H72ZM105 213H106V212H105ZM1 214H3V213L1 212ZM60 214H63V215H64V213H60ZM60 216H61V215H60ZM81 217H82V216H81ZM63 218H64V217H63ZM73 218H74V217H73ZM64 219H65V218H64ZM71 219H72V218H71ZM74 220H75V219H74ZM15 221H17V222H19V223H22V224H24V225H29V227H33V228H39V227H40V228H47V229H60V230L63 232L64 236H65V237H66V238H67V239H68L73 245H76V246H83V245L81 244L82 241H81V239H80V237H79L80 235L77 234V232H75V230L72 229V227H74L73 225H72L71 228L69 227L70 225L68 226V228H67V227L65 228L64 226L62 227V223H61V227H62V228H59V227H60L59 225H56V224H50L49 222H46L45 220L42 221V220H39V219L36 220V219H26V218H17V217H16V220H15ZM77 221H78L77 223H79L80 218H79ZM61 222H62V221H61ZM64 222H65V221H64ZM75 222H76V220H75ZM87 222H88V221H87ZM68 223H69V222H68ZM70 223H71V222H70ZM70 223H69V224H70ZM80 223H81V222H80ZM80 223H79V224H80ZM82 223H83V222H82ZM133 223H134V222H133ZM58 224H59V223H58ZM63 224L66 226L67 223H66V224L63 223ZM88 224H89V223H88ZM53 225H54V226H53ZM55 225H56V226H55ZM74 225H75V223H74ZM84 225H85V224H83V226H84ZM86 225H87V224H86ZM135 225H136V224H135ZM75 228H76V226H75ZM82 228H83V227H82ZM84 228H85V227H84ZM137 228H138V227H137ZM83 243H84V242H83ZM82 248H83V247H82ZM83 250H84V249H83ZM83 250H82V251H83ZM80 252H81V251H80ZM83 252H84V251H83ZM83 252H81V253H83ZM214 252H215V251H213L212 253H214ZM209 253L211 254V252H209ZM199 255H200V254H199ZM83 256H84V255H83ZM202 256H204V255H202ZM205 256H206V255H205ZM207 257H208V256H207ZM207 257H205V258H207ZM237 258H238V257H237ZM226 259H229V257H228V258L226 257L224 260L227 261ZM234 259H236V258H231V257H230V260L233 261ZM221 260H222V259H221ZM224 260H223V261H224ZM217 261L219 262V260H217ZM223 261H222V262H223ZM150 263H151V262H150ZM223 263H224V262H223ZM219 264H220V263H219Z\"/></svg>",
	"mask_w": 264,
	"mask_h": 264
},
{
	"label": "built area",
	"instance_id": "3",
	"mask_svg": "<svg viewBox=\"0 0 264 264\" xmlns=\"http://www.w3.org/2000/svg\"><path fill=\"white\" fill-rule=\"evenodd\" d=\"M262 232L264 233V231H262ZM238 245H239V243L232 244L233 247H236V246H238Z\"/></svg>",
	"mask_w": 264,
	"mask_h": 264
}]
</instances>
